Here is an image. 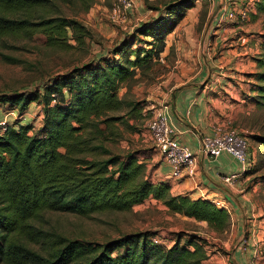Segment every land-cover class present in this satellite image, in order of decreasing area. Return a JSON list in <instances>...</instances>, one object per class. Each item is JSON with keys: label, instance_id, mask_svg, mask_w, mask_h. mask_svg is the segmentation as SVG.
I'll list each match as a JSON object with an SVG mask.
<instances>
[{"label": "trees", "instance_id": "obj_1", "mask_svg": "<svg viewBox=\"0 0 264 264\" xmlns=\"http://www.w3.org/2000/svg\"><path fill=\"white\" fill-rule=\"evenodd\" d=\"M77 1L86 8L92 2ZM194 1L166 4L156 18L135 28L132 39L52 77L41 89L0 94V103L17 109L19 115L32 102L42 112L37 132L31 131L30 122L15 119L0 134V264H202L209 254L205 243L194 237L183 244L177 238L167 246L155 242L148 232H134L96 243L64 236L52 239L51 233L37 226L45 212L88 216L126 211L149 197L172 214L206 222L218 237L228 233L231 217L227 209L207 199L172 195L168 183L148 180L135 151L119 153L111 147L123 138L119 124L133 129L125 117H140L143 109L126 92L120 96L119 89L159 62L166 36ZM50 2L0 0V40L41 33L52 48L68 47L70 38L83 44L89 29L76 19L50 15ZM255 8L264 14V0H257ZM255 63L258 70L249 77L256 81L251 89L256 95L245 98L264 105V53ZM257 140L264 146V136ZM28 239L40 242L41 249L31 247Z\"/></svg>", "mask_w": 264, "mask_h": 264}, {"label": "rangeland", "instance_id": "obj_2", "mask_svg": "<svg viewBox=\"0 0 264 264\" xmlns=\"http://www.w3.org/2000/svg\"><path fill=\"white\" fill-rule=\"evenodd\" d=\"M114 1L92 0L91 5L86 8L77 0H53L54 6L51 0L50 15L54 13L76 19L89 29L90 34L84 39L83 44L78 45L70 38L67 40L68 47L52 48L48 46L45 36L41 33H36L32 37H5L0 40V94L30 93L35 89H41L52 77L79 67L124 39H132L131 36L138 25L156 18L166 4L175 0H133L132 9L123 22H114L109 18L108 10ZM216 5L217 2L214 0H195L194 6L187 10L183 18L184 24L179 25L166 36L168 47L163 60H159L145 74H136L118 91L120 96L126 92L125 96L140 103L143 109L140 117H125L127 123L134 127L133 129H127L125 124H119L123 138L111 147L114 152L119 153L135 151L138 160L146 167L148 178H151L156 163L151 156L155 153L156 147L147 131V125L154 113L167 104L168 97L162 96L169 94L168 90L173 85L187 80L201 68L207 74V69H211L213 56L220 57L223 52L225 55L227 53L230 56L234 55L233 49L236 44L232 39L235 38H229L233 32L216 40L214 30L209 28L211 19L218 11V9L215 11ZM233 25L248 26L251 34L264 41V14L256 16L249 10L246 20ZM234 34L237 37L240 34L244 35L238 32ZM135 36L136 39L142 38ZM192 39L195 41L196 51L193 57L188 58L185 53L189 47H193L190 43ZM136 44L143 45L139 41ZM238 52L237 48L236 53ZM253 55L261 54L253 52ZM250 56L251 54L244 57L250 60ZM242 61L246 62L245 59ZM217 69L226 71L225 66ZM239 70L243 72L244 82L241 83L244 92L239 96L243 101L238 102V107L235 105L231 119L224 124L237 128L247 141L250 158L248 170L251 171L245 175L244 185L248 201L251 203L252 210L250 209L249 213L253 214L250 215V219H254L256 225H259L254 235L246 222V228L242 230L240 227L241 230L237 235L234 227L231 234L229 229L227 234L218 237L207 226L189 221L183 215L170 213L166 206L153 198L134 205L130 210L93 213L88 216L67 212H45L38 220L37 226L42 231L51 233L52 239L64 236L96 243H103L134 232H148L155 242L164 245H170L177 238L183 244L187 239L194 237L205 243L207 254L218 252L217 256H223L226 264H264V146L257 140L258 136H264V105L257 104L253 98H248L256 95L255 92H251L252 85L256 81L249 77L258 70L256 63L240 66ZM206 74L201 77L202 86L209 84L210 78H206ZM219 77L220 74H216L213 78L214 84L219 83ZM244 95L248 97L244 98ZM39 107L37 102H32L29 109L19 115L17 109L0 103V116L8 114L7 118H10V122L15 119L30 121L33 127L31 131L37 132L41 122L38 119ZM25 116L27 118H24ZM28 241L31 247L41 249L40 242L29 239ZM238 247L243 251L240 258L235 254V249ZM202 264L209 263L203 261Z\"/></svg>", "mask_w": 264, "mask_h": 264}, {"label": "crops", "instance_id": "obj_3", "mask_svg": "<svg viewBox=\"0 0 264 264\" xmlns=\"http://www.w3.org/2000/svg\"><path fill=\"white\" fill-rule=\"evenodd\" d=\"M215 1L217 2L215 11H217L220 0ZM256 1L237 0L238 5L243 6L246 4L252 5L253 7ZM251 11L256 16L260 15L256 13L255 7ZM235 23L237 22L231 20L217 23L216 13L209 25V28H212L214 34L217 36L215 37L216 40L226 34L228 35L229 32H233V34L235 32L239 34L244 33V35L240 34L238 37L236 34L229 35V38H235L232 39L235 40L236 44L233 49L234 55L230 56L228 53L225 55V52H223L220 54V57L213 56L212 66L211 69H207V74L201 68L187 80L173 85L168 90L169 94L162 96L163 98L168 97V102L166 101L168 107L166 110L167 117L168 121L176 127L177 140L180 144L189 147L197 155L198 165L196 173L193 176L185 175L179 179H171L169 177L170 167L163 161L161 154L156 149L155 153L151 154L152 160L156 163L152 170L151 178H148V180L154 184L158 182L168 183L172 195L187 194L192 199L202 198L210 201L213 199H223L227 203V210L231 217L230 234L233 232V228L236 227L235 232L237 235L241 229L244 230L246 228L247 222L250 232L254 235L259 225H256L254 219H250V215L253 214L249 213L252 209L245 190V176L236 179L231 184L224 183L222 180L224 175L235 174L241 171L239 162L227 152H221L214 158L204 156L199 152L200 138L203 135H212L216 127L223 126L226 121L230 120L235 105L238 107V102L243 101V98L239 97L240 93L244 92L241 83L244 82V80L242 81L243 72L239 70V67H244L249 63L255 65L254 58L258 56L253 55V52L264 53V41H260L254 34H251L248 31V26H232ZM181 24H184L183 19L176 27ZM190 26L192 27L193 25ZM190 43L193 47H189L185 53L188 58L193 57V53L196 51L194 39L190 40ZM167 47L168 44L166 45V49ZM237 48L239 49L238 53H236ZM165 51L162 53L163 57L165 56ZM249 54H251L250 60H248V57H244ZM163 57L160 60H163ZM241 59H245L246 62ZM222 66H225L226 71L223 72L217 69ZM205 74L206 78L209 77L210 80L209 84L206 83L202 86L200 84L201 77L203 78ZM216 74H220L221 77H219V83L214 84L213 78ZM245 97L246 95H244ZM3 116H0V119ZM24 118L27 117L25 116ZM38 119L42 121L40 107ZM21 123L26 122L21 121ZM136 155L138 156L137 153ZM148 199H151V197ZM183 217L189 221L201 224L204 227L207 226L204 221H196L186 216ZM217 254L218 252L214 251L213 254L208 255V258L204 262L209 264H226L225 258L223 256L218 257ZM235 254L237 258H240L243 255V251L238 247L235 249Z\"/></svg>", "mask_w": 264, "mask_h": 264}, {"label": "built area", "instance_id": "obj_4", "mask_svg": "<svg viewBox=\"0 0 264 264\" xmlns=\"http://www.w3.org/2000/svg\"><path fill=\"white\" fill-rule=\"evenodd\" d=\"M132 6L133 0H115L108 10L109 18L114 22L125 21ZM254 7L252 5H238L237 0H220L217 8V23L225 20L244 21L247 19L248 11L254 9ZM167 109V104H165L154 113L148 121L147 131L163 161L169 165V177L171 179H179L185 175L193 176L198 165L197 155L177 140V130L168 121ZM7 115L0 119V134L11 124ZM247 146L245 136L237 128L224 124L216 127L212 135H203L200 138L199 152L212 158L217 157L221 152H227L234 157L239 162L241 171L222 177L224 183L231 184L236 179L244 176V173L250 167ZM212 202L217 207L228 208L223 199H213Z\"/></svg>", "mask_w": 264, "mask_h": 264}]
</instances>
